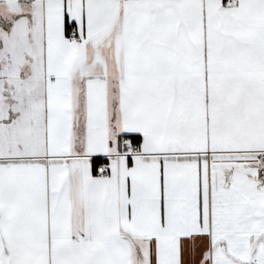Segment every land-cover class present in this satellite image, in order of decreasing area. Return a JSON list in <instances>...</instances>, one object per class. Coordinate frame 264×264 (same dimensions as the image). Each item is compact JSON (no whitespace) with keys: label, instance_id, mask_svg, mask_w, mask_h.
<instances>
[{"label":"snow or ice","instance_id":"snow-or-ice-1","mask_svg":"<svg viewBox=\"0 0 264 264\" xmlns=\"http://www.w3.org/2000/svg\"><path fill=\"white\" fill-rule=\"evenodd\" d=\"M0 264H264V0H0Z\"/></svg>","mask_w":264,"mask_h":264}]
</instances>
